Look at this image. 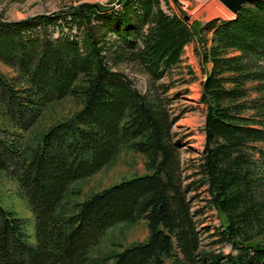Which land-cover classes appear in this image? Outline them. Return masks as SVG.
<instances>
[{
	"label": "trees",
	"instance_id": "1",
	"mask_svg": "<svg viewBox=\"0 0 264 264\" xmlns=\"http://www.w3.org/2000/svg\"><path fill=\"white\" fill-rule=\"evenodd\" d=\"M59 20L80 35L55 37L48 25ZM195 39L205 68L199 184L221 219L216 243L229 244L228 254L202 248L161 94L140 92L115 69L137 62L161 80ZM0 61L19 77L0 71V171L18 182L36 221L32 241L25 220L0 203V264H264V1L205 24L167 13L162 0L81 3L0 20ZM69 96L82 107L26 141L44 109ZM125 148L145 156L148 172L76 200L75 184ZM141 221L144 241L102 248L110 231Z\"/></svg>",
	"mask_w": 264,
	"mask_h": 264
},
{
	"label": "rangeland",
	"instance_id": "2",
	"mask_svg": "<svg viewBox=\"0 0 264 264\" xmlns=\"http://www.w3.org/2000/svg\"><path fill=\"white\" fill-rule=\"evenodd\" d=\"M112 1L116 0H0V20L14 22L40 14L51 15L81 3L107 5ZM115 4L116 2L112 5ZM162 6L169 14H181L182 12L190 16L191 22L199 21L203 24L214 18L230 19L235 17L230 10L229 16L222 15L221 6H226L220 0H162ZM116 8L121 9L119 6ZM48 28L55 37L63 34L80 35L77 27L74 26L71 30L69 29L70 25H66L63 20H59L57 25H48ZM196 47L199 48V51L203 50L197 39L186 47L182 63L158 81L152 80L137 62H125L115 69L124 71L140 92L161 94V98L168 106L174 119L173 140L179 145L184 184L190 189L188 196L201 231L202 248L223 251L228 254L233 252L229 244L216 243L218 239L216 229L221 226V219L217 210L207 203L209 195L206 188L200 187L199 184V163L206 142L204 131L206 106L201 102L205 68L199 57V51L195 50ZM0 71L12 81L19 79L18 72L2 61H0ZM81 107V101L71 96L53 102L44 109L36 124L25 132V140L35 141L38 138L37 135L55 121L72 116ZM145 163L144 155L128 148L123 149L116 162L75 184L81 191L75 199L84 200L92 193L112 184L148 172ZM0 203L6 209L17 212L18 216L25 220L26 231L30 239L34 241L36 229L34 215L26 199L20 194L18 182L6 172L1 171ZM148 235L149 231L145 221L132 224L131 227L123 226V230L119 227L109 232L102 248L108 250L111 247V241L116 240L121 244V247L118 248L122 249L130 244L144 241Z\"/></svg>",
	"mask_w": 264,
	"mask_h": 264
},
{
	"label": "water",
	"instance_id": "3",
	"mask_svg": "<svg viewBox=\"0 0 264 264\" xmlns=\"http://www.w3.org/2000/svg\"><path fill=\"white\" fill-rule=\"evenodd\" d=\"M177 1V0H175ZM235 16L239 14L243 6L247 3H251L259 0H220ZM264 1V0H262ZM186 20H190V16L184 14Z\"/></svg>",
	"mask_w": 264,
	"mask_h": 264
},
{
	"label": "bare ground",
	"instance_id": "4",
	"mask_svg": "<svg viewBox=\"0 0 264 264\" xmlns=\"http://www.w3.org/2000/svg\"><path fill=\"white\" fill-rule=\"evenodd\" d=\"M214 4V3H213ZM218 4V3H217ZM216 4V5H217ZM219 5V4H218ZM222 8H221V12H222V15H225V16H229L230 14H231V12L229 11V9H227L226 7H224V6H221Z\"/></svg>",
	"mask_w": 264,
	"mask_h": 264
},
{
	"label": "crops",
	"instance_id": "5",
	"mask_svg": "<svg viewBox=\"0 0 264 264\" xmlns=\"http://www.w3.org/2000/svg\"><path fill=\"white\" fill-rule=\"evenodd\" d=\"M188 46V45H187Z\"/></svg>",
	"mask_w": 264,
	"mask_h": 264
}]
</instances>
